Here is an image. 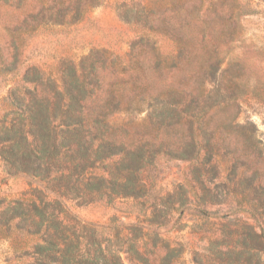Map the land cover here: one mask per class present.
I'll use <instances>...</instances> for the list:
<instances>
[{
	"label": "trees",
	"instance_id": "1",
	"mask_svg": "<svg viewBox=\"0 0 264 264\" xmlns=\"http://www.w3.org/2000/svg\"><path fill=\"white\" fill-rule=\"evenodd\" d=\"M102 3L40 0L34 30L73 26ZM240 9L239 0L122 1L119 15L136 29L126 57L91 50L78 62L59 60L54 77L40 71L8 93L22 90L24 98L20 107L12 98L21 115L9 112L4 118L16 117L1 120L0 157L10 174L42 187L24 191L3 215L9 222L21 219V229L36 238L35 264H181L185 245L159 231L173 213L182 216L196 203L198 168L190 179L172 180L159 198L145 175L161 159L197 163L201 152L212 151L221 140L219 127L211 126L219 113L227 115L222 128H244L236 122L242 85L222 82L232 63L223 69L220 57L221 47L236 39ZM162 44L172 50L164 52ZM137 118L151 136L127 138ZM120 200H138L141 210L150 204L148 226L136 221L126 227L116 216L109 224L85 223L67 207ZM197 255L192 249L194 264ZM254 259L250 254V263Z\"/></svg>",
	"mask_w": 264,
	"mask_h": 264
},
{
	"label": "rangeland",
	"instance_id": "2",
	"mask_svg": "<svg viewBox=\"0 0 264 264\" xmlns=\"http://www.w3.org/2000/svg\"><path fill=\"white\" fill-rule=\"evenodd\" d=\"M122 1L130 0H103L100 7L73 26L34 30L40 0H0V121L16 117L4 118L9 112L22 114L11 106L12 98L21 106L22 90L11 97L8 93L24 87V77L35 78L40 71L54 77L59 60L78 62L95 49L126 57L136 29L122 21L117 10ZM133 1L149 5L156 0ZM239 1L240 28L235 41L221 47L220 57H224L223 69L226 63H232L222 82L234 79L242 85L236 122L244 128H222L220 120L227 115L219 113L211 126L219 127L221 140L214 145L210 161L207 157L212 151L201 152L197 163L161 159L154 172L145 175L147 184L154 180L150 191L159 198L172 180L190 179L192 169L198 168L196 203L186 207L182 216L173 213L171 222L159 231L185 245L181 264H194L192 249L198 253L199 264H264V0ZM162 50L170 52L172 48L162 44ZM124 133L130 139L151 136L138 118ZM165 137L175 139L170 131ZM31 187L42 186L31 177L10 174L0 157V264H35L31 252L36 238L21 229V219L9 222L5 220L7 214L3 215L7 206ZM137 202L120 200L112 206L81 208L68 202L67 207L85 223L109 224L108 220L116 216L126 227L136 221L147 227L150 204L141 210ZM174 225L181 231H174ZM225 246H229V252ZM254 246L256 250L250 251ZM250 254L255 255L251 263Z\"/></svg>",
	"mask_w": 264,
	"mask_h": 264
}]
</instances>
